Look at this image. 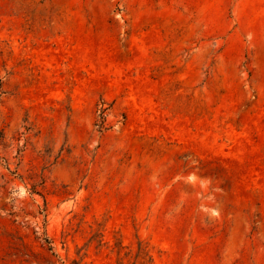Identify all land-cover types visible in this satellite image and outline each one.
Returning a JSON list of instances; mask_svg holds the SVG:
<instances>
[{"label":"rangeland","instance_id":"374dc122","mask_svg":"<svg viewBox=\"0 0 264 264\" xmlns=\"http://www.w3.org/2000/svg\"><path fill=\"white\" fill-rule=\"evenodd\" d=\"M0 264H264V0H0Z\"/></svg>","mask_w":264,"mask_h":264}]
</instances>
